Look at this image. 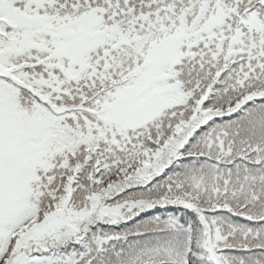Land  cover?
I'll return each instance as SVG.
<instances>
[{
	"label": "snow or ice",
	"instance_id": "snow-or-ice-1",
	"mask_svg": "<svg viewBox=\"0 0 264 264\" xmlns=\"http://www.w3.org/2000/svg\"><path fill=\"white\" fill-rule=\"evenodd\" d=\"M0 264H264V0H0Z\"/></svg>",
	"mask_w": 264,
	"mask_h": 264
}]
</instances>
